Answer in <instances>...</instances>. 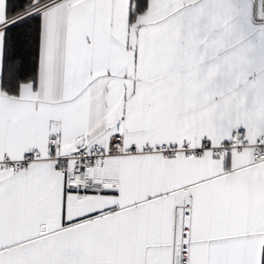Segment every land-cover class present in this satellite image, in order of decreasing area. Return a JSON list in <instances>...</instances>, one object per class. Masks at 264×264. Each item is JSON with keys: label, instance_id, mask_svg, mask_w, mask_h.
I'll return each mask as SVG.
<instances>
[{"label": "snow or ice", "instance_id": "6c2138e0", "mask_svg": "<svg viewBox=\"0 0 264 264\" xmlns=\"http://www.w3.org/2000/svg\"><path fill=\"white\" fill-rule=\"evenodd\" d=\"M0 264H264V0H0Z\"/></svg>", "mask_w": 264, "mask_h": 264}]
</instances>
